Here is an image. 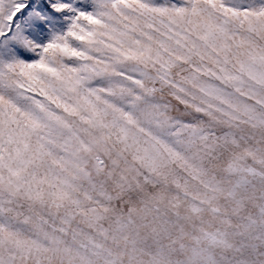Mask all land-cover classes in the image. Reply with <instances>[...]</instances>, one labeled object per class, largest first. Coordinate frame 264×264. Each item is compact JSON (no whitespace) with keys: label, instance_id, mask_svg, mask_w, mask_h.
<instances>
[{"label":"snow or ice","instance_id":"obj_1","mask_svg":"<svg viewBox=\"0 0 264 264\" xmlns=\"http://www.w3.org/2000/svg\"><path fill=\"white\" fill-rule=\"evenodd\" d=\"M0 264H264V0H0Z\"/></svg>","mask_w":264,"mask_h":264},{"label":"rangeland","instance_id":"obj_2","mask_svg":"<svg viewBox=\"0 0 264 264\" xmlns=\"http://www.w3.org/2000/svg\"><path fill=\"white\" fill-rule=\"evenodd\" d=\"M156 2H157V3H159V2H160V0H156Z\"/></svg>","mask_w":264,"mask_h":264}]
</instances>
